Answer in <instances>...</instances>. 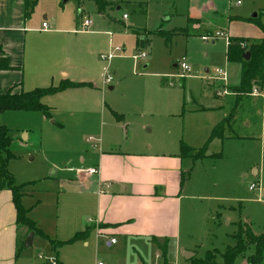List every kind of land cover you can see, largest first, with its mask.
I'll return each instance as SVG.
<instances>
[{
	"label": "crops",
	"instance_id": "1",
	"mask_svg": "<svg viewBox=\"0 0 264 264\" xmlns=\"http://www.w3.org/2000/svg\"><path fill=\"white\" fill-rule=\"evenodd\" d=\"M46 1L0 0V57L7 55L9 65L14 68L10 71H0V94L9 91L20 94L40 88L58 87L64 81L80 86L43 99V103L51 109V119L40 112L1 114L0 124L10 130L11 148L17 140H20L11 135L13 130L18 132L17 134L21 132L26 141L32 139V131L27 130L28 127L23 125L35 118H38L43 125L65 131L72 121L76 123L90 114L98 112L102 117L109 114V128L112 133L113 129H116L114 122L117 124L118 118L126 121L123 115L125 116L129 107L140 110L141 102L138 98L140 90L143 91V98L147 90L151 91L156 106L163 110L167 109V90L163 89V86L157 87L155 83L132 86L128 96L122 95L125 100L123 103L112 99L109 101V93L104 94L101 91L107 86L104 83V75L107 71L112 73L114 81L119 78L117 85L122 87L127 84L126 63L133 62L134 70L140 61L148 60L150 57L148 52H144L147 58L136 62L133 55L127 56L125 45L120 44V40L125 38L126 34H134L136 39L138 38L136 42L138 53L141 54L143 51L140 48L150 47L151 43V39L147 38V34L150 33H135L134 28L124 24L125 21L130 20L127 14H123L121 18L112 14L113 11H121L124 4H130L129 0H107L110 6L104 13L98 12L94 2L77 0L79 5L76 14L72 8L64 9L61 0H49L52 4L50 10L40 13V6ZM70 1L72 0L65 3ZM131 1L135 6L147 4L145 0ZM87 3L95 5L99 14L98 23L89 16H84V12L79 10ZM238 5H241V2H238ZM125 15L128 16L127 19H124ZM37 17L39 21L36 23ZM193 17V21L199 25L198 16L193 15ZM86 19H90L93 24L89 29L84 30L83 24ZM235 19L241 17L237 16ZM165 20L170 21L168 18ZM45 23L47 28L43 27ZM158 29L162 30L161 27ZM209 34L212 33L207 32L201 38ZM232 39L240 38H230ZM212 43L215 44V41ZM117 49H121L122 52H118ZM112 53L115 55L114 59L102 60L103 55ZM227 62L228 65H239L241 79V64L230 63L228 57ZM178 64L179 62L175 64L177 69H179ZM225 70L228 73L227 86L231 92L219 98L235 97L234 108L229 116L222 114L219 119L212 120L207 126V132L202 127L198 142L201 144L189 140H185L186 143L180 140L170 143L169 139L167 142L147 143L145 147L137 142L131 148L125 147L123 150L120 141L112 136L108 144L104 143L106 150L92 151L91 155L82 159L80 168L70 170L72 176L56 182L60 194L56 196L55 211L45 209L41 213L39 210L43 206L46 208V203L42 200L29 203V198H32L33 194L31 195L30 192L31 186L27 187L29 192L23 196V205L30 210V219L47 237L35 234L33 245L38 238L47 240L51 249L48 256L39 255L33 258L25 255L27 251L24 249L27 248L24 244L30 233L26 227L17 225L13 194L3 188L0 179V264H49L53 259L59 264L101 262L152 264L153 260L157 263L161 259L171 264L168 261L171 253L177 257V261L182 257L184 262H187L183 253L195 254L203 242L209 239L208 217L210 216L208 215L213 210H203L202 207L196 209L193 204H189L184 214V201L215 200L211 194H207L212 188L208 176L202 175L203 182L199 176L197 179V175L206 162H213L222 156L205 152L204 158L195 160L183 156L182 146L195 150L203 149L197 147L205 143L210 134L211 138L213 130L225 120H228V125L224 129L223 136L212 140L231 139L226 136L228 127L233 126L241 103L250 98V96H238L234 92L240 85V79L237 85H230L229 71L227 68ZM206 73L211 72L206 70ZM154 76L163 77L159 74ZM213 87L216 92L220 84L218 83V87L215 85ZM114 89L115 87H110L111 91ZM129 96L132 97V103ZM28 114H41L42 117ZM59 114L65 115L61 122H58L57 118L54 119V116ZM166 117L168 120L174 118L169 114ZM16 119L27 121L16 126L11 122ZM13 126L15 128H12ZM150 127L151 132L154 130L161 132L159 125H150ZM103 128L105 129L104 122H102ZM104 135L103 130L102 137ZM14 156L15 160L17 157ZM95 168L99 170L98 175L87 174L86 171ZM55 174L54 172L53 175ZM257 174L255 170V175ZM106 185H110V188L100 193ZM188 186L190 190H194V194L190 196H187L185 191ZM201 186L204 191H200ZM51 195L54 197L55 193ZM229 223L232 224L233 220L230 219ZM183 230L185 237L188 238L187 243L183 241ZM80 233L84 234V238L72 244L54 247L50 242V240L56 243L67 242ZM113 239L116 240V244H112ZM160 246L166 250L164 251L166 256H163ZM170 246H173L172 250ZM153 253L155 257L152 256ZM237 264H246V262L238 260Z\"/></svg>",
	"mask_w": 264,
	"mask_h": 264
},
{
	"label": "rangeland",
	"instance_id": "2",
	"mask_svg": "<svg viewBox=\"0 0 264 264\" xmlns=\"http://www.w3.org/2000/svg\"><path fill=\"white\" fill-rule=\"evenodd\" d=\"M65 1L61 0L63 8L67 10L72 8L76 14L79 5L77 0L68 3ZM128 2L130 4H124L121 11H113L112 14L117 18L127 14L130 20L123 21L127 27L134 28L135 33H150L147 34V38L151 39L150 47L140 48L143 53L148 52L150 57L148 60L140 61L134 70L133 62L126 63L127 84L118 87V78L112 86H106L101 91L104 94L109 93V101L112 99L123 103L125 100L122 95L128 96L132 86L155 83L157 87L163 86V89L167 90L168 107L166 110L160 109L154 103L151 91L147 90L143 98V91L140 90L138 95L141 102L140 110L129 107L128 112L123 115L126 121L118 118L117 124L114 122L116 129H113L112 133L109 128V114L102 117L98 112L85 116L76 123L72 121L65 131L43 125L38 118L27 124H24L27 121L25 119L11 121L16 126L24 124V127H28L27 130L32 131V139L26 141L21 132L17 134L18 132L12 131L11 135L20 140L11 148L17 158L9 162L8 170L18 185L30 183L28 186H31L30 192L34 199L29 198V203L35 200L46 203V208L43 206L39 210L41 213L45 209L56 210V196L60 194L56 182L72 176L70 170L80 168L82 159L91 155L92 151L106 150L104 143L108 144L112 136L120 141L123 150L125 147L131 148L137 142L145 147L147 143L167 142L169 139L170 143L175 140L176 142L189 140L201 144L198 142L202 127L207 132V126L212 120L219 119L222 114L229 116L236 101L235 97H217L216 93L221 91V88L215 92L213 86L218 87V83L210 79L216 69L227 68L229 84L237 85L239 82V65H228L227 62L228 41L230 38H240L246 40L247 43L244 45L249 47L264 38L259 26L264 25V0H145L146 6L141 4L135 6L131 0ZM238 2H241V5H238ZM44 3L40 6V13L50 10L52 5L49 0ZM79 10L84 12V16H89L96 23L99 22V14L93 3H87ZM193 15L198 16L199 25L193 21ZM237 16L241 19H235ZM167 18L170 21H166ZM35 21L37 23L39 18L37 17ZM160 27L165 32H181L173 37L171 45H167L164 38L155 35ZM207 32L213 35L220 33L222 36L213 44L211 40L209 42L202 40L201 36ZM137 39L134 34H126V37L120 40V44L125 45L127 56L139 54ZM183 61L191 67V73L186 77H181V69L175 67L176 63ZM206 70L211 73L207 74ZM154 74L163 77L156 78ZM110 87H115L114 91H111ZM228 87L224 88L231 92ZM253 90L254 92L257 90L258 95L255 96L252 92L250 98L241 103L233 126L228 127L226 136L231 139L212 140L210 134L204 145L197 147L205 148L208 154L222 156L213 162H206L197 175V179L199 176L203 182L202 175L208 176L212 188L207 194H211L215 200L184 201V214L189 204H193L196 209L202 207L203 210H213L208 215L210 237L196 252L197 257L210 250L224 251L228 246H234L236 241L232 238L233 235L242 236L244 244L248 246L249 240L244 234L247 227H250L256 236L264 234V192L250 191V186L254 183L264 190V89L255 84ZM130 102H133L132 97ZM167 114L174 118L168 120ZM28 115L42 117L41 114ZM64 116L59 114L54 116V119L57 118L58 122H61ZM102 122L105 123V129H102ZM150 125H159L161 132L157 130L151 132ZM103 130L105 135L102 137ZM52 165L54 167H51ZM255 170L258 172L257 175ZM27 187L24 194L29 192ZM202 188L201 186L200 191H204ZM185 191L187 196L194 194V190H190L189 186ZM54 193L53 197L51 194ZM230 219L233 220L232 224L229 223ZM240 224L244 225L242 229L244 235L240 234ZM182 232L183 241L187 243L185 231ZM169 248L172 250L173 246ZM24 250L27 251L26 256L33 258L39 255L48 256L51 253L49 242L41 238ZM253 253L252 248L247 254ZM172 254L168 257L171 264H187L182 257L177 261V257ZM152 256L156 255L153 253ZM165 263L163 259L157 263L152 261V264Z\"/></svg>",
	"mask_w": 264,
	"mask_h": 264
},
{
	"label": "trees",
	"instance_id": "3",
	"mask_svg": "<svg viewBox=\"0 0 264 264\" xmlns=\"http://www.w3.org/2000/svg\"><path fill=\"white\" fill-rule=\"evenodd\" d=\"M87 2H94L97 5L98 12L104 13L110 6L107 0H83ZM264 34V25L259 24ZM181 31L174 33L165 32L159 30L155 35L165 39L167 45H170L174 36L178 35ZM243 39H232L228 45L227 57L230 63L241 64V79L240 85L234 90L238 96L249 97L253 92L254 85L264 89V38L258 42L248 45ZM250 53L251 59L246 62L244 60L245 54ZM9 65L7 55L0 57V71L13 70ZM80 86L78 84L64 81L58 87L40 88L31 92H22L20 94H14L13 91H9L5 94H0V115L6 112H40L48 119H51V109L43 103V99L47 96L56 95L64 92L68 89L76 88ZM228 125V120H225L219 126H217L212 133L211 139L221 138L223 136L224 129ZM10 130L0 124V179L2 180V186L8 189L13 194V204L17 213V225L19 227H26L29 233L34 232L36 235H40L47 238L33 222L29 213L30 210L26 209L23 205L22 199L24 189L30 185H18L15 177L9 172L8 165L11 160L15 158L11 152L12 139L9 136ZM205 148L195 150L185 145L182 146V154L184 157H190L195 160H199L205 157ZM218 217V216H217ZM241 235L246 234L249 240L248 246L244 244L242 236L233 235L232 238L236 241L234 246H228L224 251L218 249L205 252L201 257H197L198 253L195 252V257L187 261L188 264H237L238 260L245 261L246 264H264V234L256 236L250 227L246 228L245 233H242L244 225L240 224ZM246 227V226H245ZM84 234H77L73 239L67 242L56 243L51 241L54 247L64 246L82 240ZM160 246L163 251V256H166L167 245L165 249ZM254 249V253L248 255L247 253ZM167 264V263H165Z\"/></svg>",
	"mask_w": 264,
	"mask_h": 264
},
{
	"label": "built area",
	"instance_id": "4",
	"mask_svg": "<svg viewBox=\"0 0 264 264\" xmlns=\"http://www.w3.org/2000/svg\"><path fill=\"white\" fill-rule=\"evenodd\" d=\"M128 16L125 15L124 16V19H127ZM93 22L90 20V19H86L84 21V24H83V29L86 30V29H89L91 26H92ZM44 28H47V24L45 23L43 25ZM222 35L220 33H217L216 35H206L204 37H202V40L203 41H206V42H209L210 40L211 41H215L216 39H218L219 37H221ZM230 44V40L228 41V45ZM242 47H245L244 44H242ZM118 52H122L121 49H117ZM115 58V55L112 53V54H109V55H103L102 56V60H106V61H111L112 59ZM134 60L136 62H138L139 60H145L147 58V54L146 53H141L139 55H136L133 57ZM179 68L181 69L182 71V75L181 77H186L187 74L191 73V67L190 65L186 62V61H183L182 63H179L178 64ZM211 80L217 82L220 84V88H221V91H218L216 93V95L218 97H224L225 95H229V90L224 88V87H227V83H228V73L225 69H216L213 77L210 78ZM104 83L105 85L107 86H110L114 83V76L112 75V73L110 71H107L104 75ZM253 93L254 95H258V91L256 90L254 92L253 90ZM88 175L90 176H94V175H98L99 174V170L97 168L95 169H90L88 171H86ZM110 188V185H106L104 187L103 190H101L100 193H103L106 189H109ZM256 190H259L260 193H263L264 190L260 187V185L254 183L250 186V191H256ZM112 244H116V240H111ZM49 264H59L58 261L56 259H53V260H50L49 261ZM98 264H104L103 262L101 263H98Z\"/></svg>",
	"mask_w": 264,
	"mask_h": 264
},
{
	"label": "water",
	"instance_id": "5",
	"mask_svg": "<svg viewBox=\"0 0 264 264\" xmlns=\"http://www.w3.org/2000/svg\"><path fill=\"white\" fill-rule=\"evenodd\" d=\"M67 1L68 0H66L65 2H67ZM250 59H251V54L250 53L245 54L244 60L246 62H248V61H250ZM34 239H35V233L34 232H31L29 234V236L27 237L26 241H25V244H24L25 248L31 247L33 245ZM183 257H184V259L186 261H189V260H191L192 258L195 257V254L194 253H191V252H184L183 253Z\"/></svg>",
	"mask_w": 264,
	"mask_h": 264
}]
</instances>
